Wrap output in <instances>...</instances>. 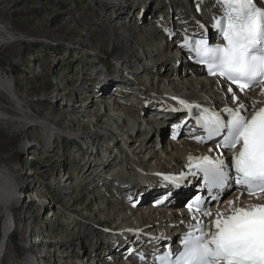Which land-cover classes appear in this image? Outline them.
I'll use <instances>...</instances> for the list:
<instances>
[{
	"label": "bare ground",
	"instance_id": "bare-ground-1",
	"mask_svg": "<svg viewBox=\"0 0 264 264\" xmlns=\"http://www.w3.org/2000/svg\"><path fill=\"white\" fill-rule=\"evenodd\" d=\"M88 1L94 5L91 9L92 16L87 17L81 13L73 17L75 20L72 19L73 22L76 21L74 27L84 29L90 41L93 38L94 42L87 46L89 53H82V43L71 49L81 56L88 54L92 59V64L85 67L87 72L80 73L79 81L76 84L72 81L76 89H84V92L66 89V96L61 98L66 103L60 105L54 100L60 116L57 119L59 122L69 120L72 126H84L83 129H86L84 138L78 135L77 141L75 135L69 140L62 139L69 143L75 141L80 146L79 158L83 156L80 165H75L73 171L63 175H60L63 167L55 168L63 180L59 181L62 182L60 187L64 185L63 182L71 184L68 186L65 183L63 187L69 191L62 194L73 195V200H84L87 205L76 209L71 208L70 204H64L60 209L51 211L56 215H67L62 224L65 228L61 227L67 230L66 234L74 233L67 234V240L58 241L54 232L45 235L41 230L34 231L29 234L37 239L34 244H49L54 247V253L46 250L39 257L27 254L17 260L16 264H47L51 257L55 264H151L148 253L152 254L158 249L154 240L157 241L159 237L170 239L173 234V237H177L176 231L186 230V224H195L193 216L196 215L184 211L190 199L185 198L190 194L191 188L170 192L171 188L164 177L181 174L188 167L189 157L195 161L205 155L215 158L218 154L215 143L203 146L193 140L198 136L193 127L186 129L188 131L184 141L167 140L170 122L185 115L164 111L179 109L178 100L224 115V108L235 109L238 106L232 101V93L228 92L227 84L208 78L205 70L197 68L185 58L177 43L188 27L198 33L199 21L207 25L209 19L216 16L212 1L194 6L190 0ZM149 4H152L151 8ZM259 5L264 7V0H259ZM199 7L200 14L196 13ZM184 22H188V27L181 25ZM14 38L13 34L0 27V44ZM64 48L60 47L58 50ZM94 51L98 53H92ZM97 55H117V61H112L111 70L106 67L97 68ZM0 89L16 103V110L21 115L17 120L28 127L39 128L46 148L50 149L61 139L60 134L67 131L65 128L56 129L55 125L49 126L34 111L24 107L20 98L13 93V84L6 74L0 73ZM53 93L54 97L58 94L55 89ZM235 93L239 103L247 105L244 114L253 112L254 103L255 110L264 105L260 86ZM68 101L74 103L68 104ZM6 119V115L0 113V121ZM85 123L88 124L87 128ZM99 137L103 139V143L92 150L90 146H94ZM210 147L213 149L211 152ZM182 181L184 186L195 182L191 177ZM59 182L53 184L56 186ZM19 185L6 170L0 169V212L4 213L0 264L6 260L4 258L13 233V220L8 213L22 199L19 196ZM158 186L161 188L158 189ZM77 187L83 188L82 194L78 193ZM140 193L142 198H146V203L139 208L127 198H119L120 195L129 197L134 194L138 197ZM166 193L171 199L161 207L152 208L155 204L153 201ZM28 194L23 199L25 197L28 202L36 203V199ZM237 197L238 193L222 199L213 208L209 207L207 212L211 213L210 216L196 218L203 220L204 227L208 230L216 213L228 210V200H234L240 206L264 203V196H260L259 200L246 196L237 200ZM45 201L39 199V206L44 205ZM149 206L151 209H148ZM47 208L43 209L45 214ZM85 210L89 212L82 213ZM31 240L29 244L32 245L35 240ZM100 244H103L101 249L98 247ZM62 249H70L71 253L62 256ZM82 254L85 255V260L82 259ZM67 257L68 260L63 261ZM10 264L14 262L11 261Z\"/></svg>",
	"mask_w": 264,
	"mask_h": 264
},
{
	"label": "rangeland",
	"instance_id": "rangeland-1",
	"mask_svg": "<svg viewBox=\"0 0 264 264\" xmlns=\"http://www.w3.org/2000/svg\"><path fill=\"white\" fill-rule=\"evenodd\" d=\"M151 5L148 6L151 8ZM93 8L94 5L88 0L0 1V27L15 37L10 42L0 44V73L6 74L9 81H11L13 93L20 98L24 107L34 111L41 119L47 121L45 123L49 126L53 127L55 125L56 129H67V131L60 134L61 139L57 140L50 149L46 148L43 139L40 137L39 128L28 127L27 124L17 120L21 115L16 110V103L0 89V113L6 115L7 118L0 121V169L6 170L17 183H20L19 196L20 199L22 198L15 208L8 213L13 220L11 231L13 233L4 258L6 260H3V264H10L11 261L16 264L17 260L19 261L21 257L27 254L39 257L46 250L54 253V247L49 246V244L46 246L35 245L37 239L35 240L29 234L40 230L45 235L54 232L56 233L54 237L59 238L58 241L67 240V234L74 233L67 232L66 234L67 230L63 229L65 228L62 225L63 220L67 219V215H56L52 212L64 204H70L71 208L75 207L76 209L87 205L84 200H73V195H63L62 192L69 190L63 187L66 182H63L62 187H60L62 182H59L62 180L60 175L73 171L75 165H80L83 157L79 158L80 146L76 144L77 142L72 141L69 143L68 141L63 142V140H69L71 136L75 135L77 141L78 135H80V138L83 137L86 129H83L84 126H72L69 120L59 122L57 119L60 116L56 104L54 105V100L56 99L60 105H63L66 100L61 98L62 96L64 98L68 91L84 92V89H76L75 84L81 78L80 73L82 71L87 72L85 67L89 66L92 59L89 58L88 54L81 56L76 51H71V49L78 43H82L84 50L82 53H89L87 46L94 42L93 38L90 41L84 29L74 27L76 21L73 22L72 19L81 13L91 17V9ZM135 13L136 11L133 16H135ZM60 47L65 48L58 50ZM92 53L98 52L94 51ZM115 58H117V55H110V57L97 55L96 66L97 68L106 67L111 70ZM54 89L58 92V94H55L56 97H54ZM66 89L69 90L66 91ZM67 103L74 102L68 101ZM79 117L81 120V116ZM168 135L167 140L170 137L169 131ZM81 141L85 143L84 140ZM102 143L103 139L99 137L94 146H90V148L92 147V150H95ZM55 160L56 162H54ZM53 165H55L54 169ZM60 166L63 167L60 170L62 173L58 175L59 171H56V168ZM30 171L34 173L30 174ZM55 182H59L58 185L55 186L53 184ZM79 183L82 184V182ZM66 185L71 186L69 183H66ZM29 190L31 191L29 192ZM77 191L82 194L83 188L77 187ZM27 193L33 196L37 202L33 204V201L28 202L25 197L23 199V196H26ZM39 199H45L46 203L39 206ZM44 207H48L46 214L43 210ZM148 209H151V207L149 206ZM83 212L89 211L85 210ZM3 221L4 213L0 212V239ZM61 230L62 233H60ZM75 234L78 235L79 233ZM45 235L42 236V239ZM30 240L34 241L32 245L29 244ZM26 244L28 245L26 246ZM101 245L103 244L98 246L100 249L102 248ZM66 250H61L62 256L71 253L70 249ZM84 256L82 254V259L85 260L86 257ZM66 260H68V257L63 258V261ZM47 262H49L47 264H55L52 257ZM100 264H103V262Z\"/></svg>",
	"mask_w": 264,
	"mask_h": 264
},
{
	"label": "snow or ice",
	"instance_id": "snow-or-ice-1",
	"mask_svg": "<svg viewBox=\"0 0 264 264\" xmlns=\"http://www.w3.org/2000/svg\"><path fill=\"white\" fill-rule=\"evenodd\" d=\"M214 5L222 11L214 23L218 42L211 44L201 34L191 43L186 38L184 46L195 53V62L206 66L209 75L234 84L241 93L260 85L264 95V7L259 0H214ZM228 92L238 106L223 109L226 119L214 110H200L196 124L206 135L197 136L196 140L201 143L215 140L217 149L232 150L231 161H227L222 151L215 158L205 155L193 161L189 157V173L202 174L204 186L217 203L222 202V194L232 188L233 182L239 186L241 195L247 191L259 200V194L264 193V107L255 110L254 103L248 118L244 114L247 105L239 103L231 87ZM177 102L182 108H199L183 100ZM212 150L210 147L209 152ZM184 178V173L178 178L164 177L177 186ZM206 203L197 197L188 207L210 216ZM227 204L228 210L216 213L207 232L204 221L193 216L195 224L183 237L181 248L163 253L158 264H264V203L240 206L228 200Z\"/></svg>",
	"mask_w": 264,
	"mask_h": 264
}]
</instances>
